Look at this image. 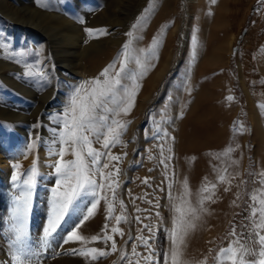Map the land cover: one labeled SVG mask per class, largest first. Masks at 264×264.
<instances>
[{
  "label": "rangeland",
  "instance_id": "obj_1",
  "mask_svg": "<svg viewBox=\"0 0 264 264\" xmlns=\"http://www.w3.org/2000/svg\"><path fill=\"white\" fill-rule=\"evenodd\" d=\"M77 2L79 0H0V133L7 145L18 148L23 156L10 161L9 168L0 175V241L7 247V252L1 256L6 261L1 260L0 264H17V250L22 247L40 253V264H54L58 258H61L59 264H136L137 261L145 264L142 257L149 255L150 251L155 254L154 264H163L169 231L174 229L167 206H176L177 148L185 117L184 108L179 105L181 98L174 97L171 90L173 87L182 88L178 75L186 45L193 40L194 47L199 46L202 42L197 38L203 37L202 45L209 49L213 25L211 28L208 21L204 32L196 28V18L192 15L197 13H192L190 0H146L138 11H134L133 0H104L103 3L80 0L91 11H79ZM211 3L216 10L210 7ZM204 4L205 13L209 16L216 13V21L222 28L218 29L221 40L228 42L225 70L230 79L228 95L233 99L230 115L218 125L226 128L231 137L222 147H215L208 139H202L205 142L203 155H206L204 158L210 168L207 171L223 163L226 175L232 171L234 175L233 190L227 194L223 205L229 206V210L225 214L222 235L216 245L209 248L207 264H216L220 249L227 239L233 237V229L251 249L257 250L254 258L259 261L258 245L253 243L251 236L254 224L250 219V197L258 195L261 184H264V177L260 176L264 173V117L260 113L262 109L264 113V107H257L252 113L250 104H264V75L256 77L260 73L259 59L264 57V0H204ZM28 6L47 15L51 21H57L59 17L73 20L84 35L98 39L101 46L85 43V48L76 54L55 52L50 37L54 30L43 29L44 24L36 26L37 22L30 20L27 13L29 10L25 7ZM167 20L168 29H164ZM86 29H105L106 34L89 35ZM126 44L129 46L128 75L122 80L123 87L106 100V106L118 110L123 89L135 88L134 106L127 114L121 112L119 115L98 110L100 115L109 117V123L112 119L124 123L126 130H121L120 142L109 149H103L102 141L98 142L90 134L93 148L120 157L118 161L101 157L98 166L109 165L102 169L105 174L119 169L111 178L118 183L115 199L107 187L108 181L96 171L93 178L105 187L97 189L96 197L90 192L82 193L45 246L43 230L50 216L52 189L60 179L54 167L59 159L55 153L68 147L62 143L63 114L74 90L83 82L100 77L109 64L115 63L112 75L120 70L121 53ZM160 53L164 57L162 64L158 60ZM173 102L176 106L170 109ZM205 108L199 106L197 112L203 113ZM207 109L204 124L211 126L208 122L213 118ZM254 114H257V121ZM257 122L260 129L256 130ZM29 145H32L30 149ZM63 159L70 161L74 156L68 151ZM34 161L35 183L29 190L24 181L29 178ZM13 176L19 178L13 180ZM206 184L211 186L209 181L203 186ZM29 191V212L23 218L25 227L22 225L27 231H24L22 241L17 242L16 235L6 233L4 229L19 224L15 218L16 208L19 199ZM95 200L99 203L94 215L76 228L78 235L88 238L89 242L65 243L67 234L79 224L87 214L90 202ZM109 201L114 207L112 219H106ZM120 201L124 204L123 212ZM121 214L127 222L121 221L117 225L114 217ZM145 225H149L152 231L149 232ZM113 227H119L124 235L113 233ZM105 231L113 237L117 251H111L112 241H91L92 236L103 237ZM140 236L148 238L151 249L137 239ZM133 246L137 255L132 253ZM86 248L103 250L109 255L92 260L73 254L74 249Z\"/></svg>",
  "mask_w": 264,
  "mask_h": 264
},
{
  "label": "bare ground",
  "instance_id": "obj_2",
  "mask_svg": "<svg viewBox=\"0 0 264 264\" xmlns=\"http://www.w3.org/2000/svg\"><path fill=\"white\" fill-rule=\"evenodd\" d=\"M97 1L101 3L104 2V0ZM133 2L135 4L134 11H138L144 4V2H146V0H133ZM190 2L192 4L191 8L193 9L192 13H197V15H192V17L195 16L194 18H196V20L194 21L196 24L195 26H197L196 28H198L199 31L201 30L200 32H204V30L207 28L205 27V25L209 21L210 24L208 25H213V35L211 39L212 42H209L211 44L209 49L207 46L202 45L204 44L202 41L204 39L203 37V39L199 37L197 38L199 42H202L199 46L194 47V45L192 44L193 40L188 45H186L184 50V57L180 62L178 75L182 88L180 87L181 89H176L173 87L171 90L172 93H174V97L181 98L179 105L181 108H184L185 117L184 122L181 125L182 131L179 140V148H177V150L179 149V155L176 154L179 156L177 168L178 173H176V206H167V209L172 216L173 228L176 227L175 222L180 217V212L177 211V208H180L183 212L186 213L184 216V220L194 225L193 228L188 229L187 234L183 237V244L180 245V264H207V261L209 259V248L212 249L213 246L216 245V242L220 239V235H222L221 233L223 230L222 226L224 223L225 214L227 213V210H229V206L223 205L226 202L227 194L231 191V189L233 190L232 186L234 175H232L233 171L232 173L229 172L226 175L223 163L217 164L215 169L213 167L214 170L207 171L209 165L204 158V156L206 157V155H203V143L205 142H203L202 139H208L211 143L214 144L215 147H222L224 146L225 142L229 140L231 134L226 130V128H219L218 125L224 122V120L227 119V116L230 115V112L232 110V102L227 99V97L230 96L228 95V85L230 79L225 70V54L228 50V42L225 39L221 40V32L218 30L220 27L216 21V13L211 14V16H209L210 14L208 15V13H205L207 12V10L205 9L206 4H204V0H190ZM198 3L200 7L199 12L197 11L199 8H197ZM210 5V7L213 9L216 7L213 3H211ZM87 6L88 5H86L85 3L80 2V0L79 2H77V8L79 9V11H91ZM25 8L29 10V12L27 13L31 18L30 20H34L35 22H37L36 26L39 27L44 24L46 27H44L43 29L49 28L54 30L53 34H51L50 37L55 52L60 53L64 51H70L71 53L76 54L80 52V50L82 51L85 48V43H88L89 46L93 47L99 46L101 43L98 41V39L95 40L87 37V34L84 35L81 32V29L78 28L76 22L69 18L63 17V19L59 17L57 21H51L50 17L38 13V10H35L29 6ZM203 9H205L206 11ZM15 13L17 14V12ZM164 22V29H168L167 26L169 20ZM158 57L160 64H162L164 59L163 55L160 53L158 54ZM262 59H259L261 60L259 63L260 73L256 76L257 78L261 75H264V57ZM250 97H252V95ZM251 99H253V97ZM198 105L200 106V109L201 106L206 107L205 109L208 108L207 111L210 112V115L213 118L208 123L211 126L213 125V127L204 124L205 109L204 111H202L203 113H198ZM175 106L176 104L175 102H173L170 104L169 108L171 109ZM250 107H252V113H255L256 108L258 107L259 109L260 107L262 109V107H264V104L255 106L253 105V103H251ZM260 113L261 115L263 114L264 117L263 109L262 111L260 110ZM254 117L257 121V114H254L253 118ZM177 124H180V121ZM192 125H194V127H191ZM205 125H207L208 127H205ZM214 126L218 127L214 129ZM255 128L256 130L260 129L259 122L256 123ZM6 142L0 133V175L4 171V169L8 167L10 161H12L13 159H20L21 157L23 158L22 154L17 150L18 148L16 149L14 147H9V145H7L8 143ZM175 152L177 151L175 150ZM261 155H263V153ZM262 160L264 162V157L262 158ZM168 161L170 160L168 159ZM221 176L225 177L223 181L220 180ZM185 181H187V191L189 193L187 196L184 195ZM205 181H209L211 185H215V188L210 187V190L208 192H202L201 190L204 188L203 183ZM230 195L228 196L231 197ZM207 196H210L211 199H205L203 201V204H201L199 202L201 200V197ZM185 200L187 201V203L184 202ZM189 207L196 209L195 215L188 212ZM19 226V224L15 223L13 228L11 226L10 228L8 227L4 230L6 231V233L16 235ZM23 231H27V229L23 228ZM171 232L172 231L170 230L168 250L165 253V257L166 255L168 256V264H171L170 249L173 247L170 238ZM235 238L236 237H231L227 239L223 248L228 247ZM28 242L29 241H27V243ZM6 252L7 247H5L0 241V263L1 260L2 262L4 261V259H1V256ZM165 257L163 264H165ZM218 257L215 262L216 264H218ZM60 259L61 258L56 259L54 264L61 263L59 262Z\"/></svg>",
  "mask_w": 264,
  "mask_h": 264
},
{
  "label": "snow or ice",
  "instance_id": "obj_3",
  "mask_svg": "<svg viewBox=\"0 0 264 264\" xmlns=\"http://www.w3.org/2000/svg\"><path fill=\"white\" fill-rule=\"evenodd\" d=\"M215 2V0H213ZM135 27V25L133 26ZM89 35L94 34H106L105 29H86ZM129 36L132 33H128ZM158 43V41H156ZM128 45H124L125 51L121 53L123 59L120 61V70L112 75L113 69H115V63L109 64L101 73L100 77L93 78L91 81H85L80 86L74 90L73 96L70 98L69 107L66 109L63 122V134L62 143L67 145L66 148H61L60 151L55 153L59 159L55 163V172L60 177L56 183V187L52 189V201L50 216L47 222V226L43 230V241L44 245L47 246L49 238L57 232L58 228L61 226V221L68 214L70 208L73 206L75 200L85 192H90L93 197L97 195V189H103L104 184H98L93 178L96 171L100 173L103 180H107V187L113 192V199H115V188L118 187V183L111 178L118 174L119 169H115V172H108L105 174L102 169H107L109 165L107 163L102 165V168L98 167L101 162V157L107 156L110 160H119V156L111 155L110 152H101L92 147V139H90V134L94 135L98 142L102 141V148L109 149L110 146H115V144L120 142L121 130H126V125L118 120L112 119L109 123V117L107 115H100L98 110H103L104 112H115L119 115L121 112L127 114L131 108L134 106V98L136 95V89H123L124 95L118 105V110L107 107L106 100L112 97L122 86V80L125 78L127 73V62H128ZM139 63V61H136ZM138 88V85L136 86ZM229 101L233 97H227ZM32 145H29L30 149ZM71 151L74 156L73 160L65 161L63 157ZM231 151V149H229ZM87 157V158H86ZM151 158V157H150ZM170 159V157H168ZM161 163H164L162 160ZM167 166V165H166ZM19 167V165H15ZM95 169V171H93ZM36 175V162H33V167L31 169V174L29 178L24 181L30 190L35 183ZM260 176L264 177V173ZM18 176H13V180L18 179ZM225 177L221 176L220 180L223 181ZM147 183V180L144 181ZM211 188H215V185H211ZM209 185H205L201 190L202 192H208L210 190ZM189 193L187 191V181H185V193L187 196ZM30 191L25 193L18 202V206L15 212V218L19 223V227L16 233V241L19 242L24 236L23 231V218L29 212V201H30ZM205 199H211L210 196L201 197L199 201L203 204ZM252 204L250 205V219L254 224V230L251 233L253 238V243L258 245V255L261 257L257 261L254 256L257 250L251 249L245 239H240L233 229L231 235L236 237L228 247L220 249L218 264H264V184H261V189L258 195H252L250 197ZM187 203V201H184ZM99 200L90 202L91 206L87 209V214L82 217L79 224L67 234V239L65 243L69 241H81L83 243H88V238L78 235L76 228H79L84 221L88 220L94 215V211L97 207ZM235 203V202H234ZM120 206L122 212L124 210L123 201H120ZM140 211V209H137ZM180 212V217L175 222L176 227L171 232V242L173 247L170 249V259L171 264H180L179 257L181 255L180 245L183 244V237L187 234L188 229L194 227L193 224L184 220L185 212L180 208H177ZM108 216L106 219L113 218L114 207L111 201L108 202L107 207ZM188 212L195 215L196 209L189 207ZM159 215V214H157ZM116 224L119 225L121 221L127 222V218L121 214L114 217ZM140 218L137 217V220ZM107 224L105 225V230L107 229ZM149 232L152 231L149 225H145ZM113 233L124 235L123 231L119 227H113L111 229ZM92 242L103 239L105 242L112 241L111 251H117L116 243L111 235H108L105 231L103 237L92 236ZM140 242L148 249H151V245L148 243V238L144 236L137 237ZM73 254L83 255L85 257H90L92 260L98 259V257L107 256L109 252L99 250L96 248H86L82 250H72ZM133 255H137L136 248H132ZM36 258L35 260L33 258ZM40 253L34 252L29 248L22 247L17 250V255L15 257L17 264H40L39 262ZM123 258V257H122ZM145 264H154L155 254L154 251H150L149 255L142 257ZM131 264V262H129ZM139 264V261L136 262ZM158 264V262H157ZM165 264H168V256L165 257Z\"/></svg>",
  "mask_w": 264,
  "mask_h": 264
}]
</instances>
